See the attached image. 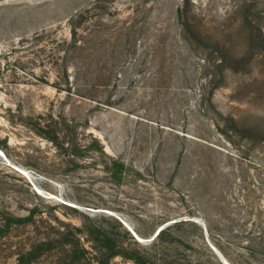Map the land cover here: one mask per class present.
<instances>
[{
    "label": "rangeland",
    "instance_id": "rangeland-1",
    "mask_svg": "<svg viewBox=\"0 0 264 264\" xmlns=\"http://www.w3.org/2000/svg\"><path fill=\"white\" fill-rule=\"evenodd\" d=\"M79 263L264 264V0H0V264Z\"/></svg>",
    "mask_w": 264,
    "mask_h": 264
},
{
    "label": "trees",
    "instance_id": "trees-1",
    "mask_svg": "<svg viewBox=\"0 0 264 264\" xmlns=\"http://www.w3.org/2000/svg\"><path fill=\"white\" fill-rule=\"evenodd\" d=\"M164 232H165L164 230H163V231H160L159 234H158V236H157V238H159ZM157 238H156V239H157ZM154 241H155V240H154ZM79 264H80V263H79Z\"/></svg>",
    "mask_w": 264,
    "mask_h": 264
},
{
    "label": "bare ground",
    "instance_id": "bare-ground-1",
    "mask_svg": "<svg viewBox=\"0 0 264 264\" xmlns=\"http://www.w3.org/2000/svg\"><path fill=\"white\" fill-rule=\"evenodd\" d=\"M137 237V236H136ZM137 241H140V242H142V240L140 239V238H138V240Z\"/></svg>",
    "mask_w": 264,
    "mask_h": 264
},
{
    "label": "water",
    "instance_id": "water-1",
    "mask_svg": "<svg viewBox=\"0 0 264 264\" xmlns=\"http://www.w3.org/2000/svg\"><path fill=\"white\" fill-rule=\"evenodd\" d=\"M158 233V232H157ZM138 240V238H136ZM140 242V241H139Z\"/></svg>",
    "mask_w": 264,
    "mask_h": 264
}]
</instances>
